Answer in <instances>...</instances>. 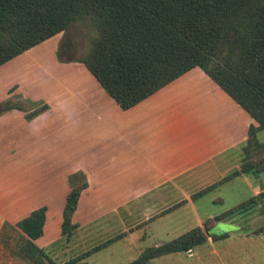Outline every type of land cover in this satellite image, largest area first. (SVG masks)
<instances>
[{"label": "crops", "instance_id": "1", "mask_svg": "<svg viewBox=\"0 0 264 264\" xmlns=\"http://www.w3.org/2000/svg\"><path fill=\"white\" fill-rule=\"evenodd\" d=\"M60 66L74 67L70 64ZM81 77L83 79L79 86L74 87L68 79L69 83L62 86L63 89L57 87L54 98L42 94L33 98L25 96L31 100L43 99L44 103H48L50 98L53 101L47 104L46 111L37 116L26 120L25 114L17 110L0 114V215H15L25 208L29 215L44 207L42 235L33 242H38L42 250L54 246L51 249L53 258L65 256L68 251H81L72 246L89 243L93 239L88 237L89 229L111 215L115 220L109 227L115 224L120 233L118 236H107L110 238L108 244L123 237L132 242L142 241L150 223L157 224L160 218L182 206L188 207L191 215L187 231L194 227L201 228L205 218L215 216L211 213L198 214L194 201L230 177L245 175L239 172L244 157L243 148L249 126L256 127L249 116L198 68L189 70L126 111L120 110L114 102L113 105L105 101L100 86L93 78L95 82L86 79L83 72ZM209 82L251 122L239 113L236 118L224 121L225 114L218 113L216 104L208 98L210 94L218 96ZM39 85L42 87V84ZM203 88H208V92ZM191 102L196 104L195 107L188 106ZM46 119L50 126L43 127ZM55 127L62 129L61 132H57L55 137L48 136V131ZM244 137L237 164L222 161L206 165ZM66 142L80 145L87 152L89 148L92 149L94 153L90 165L94 162V169L69 163L70 157L65 155L67 148L61 146ZM103 142L105 144L99 150L98 146ZM230 167L234 170L231 173ZM75 172L85 176L87 188L80 193L71 216V224L77 228L66 242L57 244L62 240L60 224L63 206L59 224V204L61 199L65 201L69 191L68 185H65L68 176ZM200 183L208 184V187L192 192L181 185ZM204 190L207 191L203 193ZM259 192V188H252L250 198ZM148 199L153 201L155 208H160L143 207L148 204ZM176 199L179 201L174 203ZM171 201L173 204L169 206ZM33 203H36L35 207L29 209ZM129 206H141L137 211L142 218L150 215L144 217L143 222L152 219L148 225L131 233L130 228L135 227H129ZM52 214L55 220L48 218ZM1 216L0 224L4 220ZM104 231L107 234L112 230ZM95 236L104 237L99 234ZM161 243L159 241L154 246ZM58 250L60 253L57 254ZM69 260L78 262L74 258Z\"/></svg>", "mask_w": 264, "mask_h": 264}, {"label": "trees", "instance_id": "2", "mask_svg": "<svg viewBox=\"0 0 264 264\" xmlns=\"http://www.w3.org/2000/svg\"><path fill=\"white\" fill-rule=\"evenodd\" d=\"M88 19L95 30L78 63L103 92L126 111L193 68L200 69L256 127L249 126L241 174H257L255 139L264 131V0H0V66ZM25 116L29 119L44 111ZM23 111L6 104L0 114ZM68 176L69 192L61 212L60 235L67 240L77 228L71 216L84 179ZM209 190V189H207ZM207 190H204L206 192ZM264 202V190L232 209L215 215L213 223L238 219ZM45 208L18 221L19 254L30 264H56L33 241L42 235ZM208 220V219H207ZM194 227L178 237L143 249L127 264L150 261L202 246L227 234H210V226ZM70 260L64 264H74Z\"/></svg>", "mask_w": 264, "mask_h": 264}, {"label": "rangeland", "instance_id": "3", "mask_svg": "<svg viewBox=\"0 0 264 264\" xmlns=\"http://www.w3.org/2000/svg\"><path fill=\"white\" fill-rule=\"evenodd\" d=\"M94 36L95 30L90 21L84 19L71 24L64 33L26 51L27 53L24 52L26 54L23 53L22 56H19L7 65L1 66L0 108L6 104L20 106L23 110L20 112L25 114L24 117L29 115L30 112L41 109L43 105L46 107L44 110L46 111L48 109L47 104L53 103L50 99L55 97L56 88L66 86L69 83L67 81L68 79L71 80L74 87L79 86L80 80L83 79L81 77L82 72L86 76V79H92L82 65L78 63V60L86 53ZM69 64L74 67L60 66ZM39 83L42 84V87H40ZM208 84L218 93V96L210 94L208 98L216 104L215 109L218 110V113L225 114L224 121L232 117L236 118L239 113L251 122L214 84L210 82ZM203 89H206L207 92L209 90L208 88ZM99 90L102 93V98L105 101L107 100L109 104L114 105L113 101L104 95L101 89ZM40 94L51 97L48 103H44L43 99L31 100L24 98L25 96L33 98L32 96ZM195 105L194 102L188 104V106L193 107ZM40 113L36 114V116ZM195 115L197 114L195 113ZM44 121L47 125L44 123L43 127H47L48 124L50 126V122L47 119ZM51 130L50 132L48 131V136L55 137L57 132L60 133L62 129L55 127ZM255 139L264 148V131L256 132ZM244 142L245 137L243 140L238 141L234 147L225 151L223 155L213 158L206 165L222 163V161L224 163H230L231 165L237 164V156H240L239 150L244 145ZM104 144L105 142L100 145L98 144V149L100 150ZM61 146L67 148L66 152H64L67 157H70L69 161L71 162L69 163H72V165L78 163L84 168L92 167L94 169V162L90 165L91 155L94 153L92 149L89 148L87 152L80 145H73L70 142L61 144ZM254 154L253 164L256 168L261 160L264 159V153L261 147H256ZM100 158H103V156ZM228 169L229 173L234 171L232 167ZM260 169L257 174L249 173L236 177L232 176L221 184L216 185V188L206 192L200 198H196L194 207L198 214L211 213V215H216L224 213L227 209H232V207L246 202L251 197L252 188L255 187L258 189L261 184L264 190V162L260 164ZM72 175L76 184H80L81 180L84 179L86 183V187L82 190L84 191L87 188L85 176L81 172H75ZM66 184L68 185V180ZM181 185L186 189H191L192 192H199L208 187V184L201 183ZM63 201L61 199L59 204V224ZM178 201L179 199H176L175 202L173 200L174 203ZM147 202L148 204H144L143 207L149 205L150 207L154 206L153 209L158 210L160 208V206L155 208V205H152L153 201L150 199ZM165 202L167 203L168 200ZM173 202H169L168 205L171 206ZM35 204H31L29 209L35 207ZM160 204L162 206L163 202ZM51 208L54 209V207ZM140 208L142 207L140 206ZM140 208H136V206H129L128 208L131 212L130 218L128 219L129 227L131 225L135 227L134 229L130 228L129 233L135 229L139 230L144 225H148L152 220L148 218L147 221L143 222L142 219L144 217H150V215H144L142 218L139 215V211H137ZM28 212L25 208L24 211L18 212L15 215H8V213L2 216L0 215L1 219H4L0 224V264H30L18 252L22 236L14 227L18 221L28 215ZM54 217L55 215L52 214L48 218L55 220ZM209 218L207 217L203 220L204 222L208 219L206 224L211 227L209 233L215 236L227 234V238L214 242L207 239L204 245L194 248L192 251L164 256L152 260L148 264H264V202L259 201L254 210L238 219L213 223L212 217ZM114 220L115 218H112L111 215L109 218L101 219L95 224L93 229H89L88 237L89 239H93L85 245H81L82 243L78 245L76 243L77 246H72L73 249L79 248L81 251L77 250L76 253L68 251L65 256H56V258H53L51 251L54 246L46 247L43 251L56 264H64L68 262L67 259L69 258L78 260L74 264H127L134 260L143 249L152 247L159 243V241L162 243L168 242L187 231L190 228L188 226L191 223V215L189 208L182 206L173 210L170 214L163 216V218H160L157 224L150 223L149 229L145 231L146 236L142 241L138 243L132 242L126 239V237H123L119 240H113L108 244L107 241L110 238H107V236L111 237L112 234L118 236L120 233L119 227L115 226V224L113 227H109ZM203 222L200 225L201 229L203 228ZM104 229H111L112 231L106 234L107 231L105 232ZM95 234L104 237L97 238ZM61 239L57 244L66 242L64 238L61 237ZM33 244L41 248L38 242H33ZM87 244L89 246H86ZM90 246L92 249L90 248L89 250L88 248ZM58 253H60V250L57 251Z\"/></svg>", "mask_w": 264, "mask_h": 264}, {"label": "water", "instance_id": "4", "mask_svg": "<svg viewBox=\"0 0 264 264\" xmlns=\"http://www.w3.org/2000/svg\"><path fill=\"white\" fill-rule=\"evenodd\" d=\"M263 190V186L260 184L259 185V191H262Z\"/></svg>", "mask_w": 264, "mask_h": 264}]
</instances>
